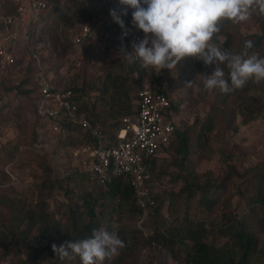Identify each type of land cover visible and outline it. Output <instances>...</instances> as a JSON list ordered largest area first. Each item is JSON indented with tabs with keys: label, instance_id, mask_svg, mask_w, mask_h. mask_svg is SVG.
<instances>
[{
	"label": "trees",
	"instance_id": "obj_1",
	"mask_svg": "<svg viewBox=\"0 0 264 264\" xmlns=\"http://www.w3.org/2000/svg\"><path fill=\"white\" fill-rule=\"evenodd\" d=\"M19 2L20 0H15L8 3L7 8L5 7L1 30L4 29V18L16 14ZM52 2L55 11L52 21L42 27L45 33H53L60 25L66 28L89 22L94 18L96 9L118 12L121 6L119 0H52ZM122 19L132 22V14ZM258 22L261 28L259 33L243 34L241 32L243 22L233 24L230 21H223L220 32L213 40L221 35L225 36L222 51H231L233 54L243 52L245 41L250 40L253 42V47L249 50V55L257 54L259 57H264V16L259 15ZM96 38L103 41L102 60H111V66L96 79L95 77L87 79L84 71L74 75L71 85L67 88H71L76 94L80 111L84 112L95 127L102 130L106 137L104 141L113 144L118 140V132L124 127L123 117L137 110L138 91L146 69L141 68L138 62L129 63L126 59H121L122 44L107 41L100 33ZM94 40L96 39H91L90 44ZM123 47L125 53H130L124 45ZM14 52L16 62L5 69L0 68V79H5L11 69L21 66H26L27 74L18 87L2 86L0 83V124L27 120L29 104H32V112L36 123L40 126L41 118L37 116L39 76L46 74L36 63L37 58L31 56L29 40L26 36L17 41ZM182 60L185 63L195 60L201 65L196 58L186 57ZM222 66L226 72L225 77L228 78L229 70L226 65ZM136 72H139L140 78L134 75ZM190 81L192 85L190 87L187 85L189 90L187 98L192 94L194 83L193 79H188L187 83ZM151 83L170 98L171 106L165 111L167 118L170 119L177 106L162 85L160 76L154 75ZM131 91L135 92L134 96ZM94 94L97 95L93 97ZM233 94L241 97L239 111L242 125L264 117V81L260 83L249 81L242 89L224 94L223 100H227ZM25 97L27 99L29 97L31 102L27 103ZM232 114L231 121H234L236 115ZM217 121L216 115L212 113L205 121L198 118L195 120L194 133L188 127L176 128L172 140L161 149L171 156L170 165L179 168L180 174L176 175L175 179L185 177V186L174 194V197H178L182 202L183 214L170 223L162 221L158 225L159 229L148 236L123 222L126 217L141 216L144 212L138 205L129 178H119L102 184L91 172H88L94 176L92 184H88L79 171L71 173L64 179L53 177L47 155L49 149L40 150L36 147L40 139V129L39 127L34 129L33 133L26 137L25 144V152L31 159L24 160L23 163L24 152L20 150L19 145L14 146L13 153L7 154V159L0 157V179L7 178L6 166L11 162L17 163L20 160V167L26 166L27 162L36 164L45 174L42 179V190L37 193L38 200L34 205L26 204L21 208L16 205L7 215L0 210L3 226V229L0 228V241L6 240L18 246L21 242L27 241L36 230L40 240L45 241L46 244L38 250L36 256L29 257V264H44V261L56 264L59 258L52 250L53 243L59 245L65 241L89 238L93 229L104 228L118 234L125 242V250L132 251L141 242L157 245L166 249L173 257L183 253L184 260L181 264H264V249L257 250L259 239L256 233L245 217L240 219L239 213L234 210V198L238 197L240 200H245L246 214L252 213L260 217L264 213V170L255 168L252 170V175L246 176L231 168L234 173L229 172L221 180L213 176L211 171L205 173L197 171L205 159H212L217 153L226 155L227 143L221 129L217 128ZM229 128L238 130V127L232 124ZM71 129L65 136H48L47 146L57 147L63 155L70 157L71 148L96 143L97 139L91 133L78 127ZM159 153L158 151L152 161L154 182L160 178ZM19 156L22 158L19 159ZM238 180L241 182L237 183ZM1 184L3 181H0ZM82 186L86 189L79 193ZM53 191L62 192L68 197L65 209L57 210L59 215L56 214L57 211L51 209L50 196ZM5 194L7 193L0 192V202L5 205L10 200L14 205L20 200L17 199L18 196L9 198V196L5 197ZM196 195L199 197L195 201ZM155 200L156 207L152 215L159 214L164 205L163 201L159 202L157 196ZM218 210L221 211V218L219 221H214L212 215ZM263 220L264 216L260 217L259 222ZM23 223L26 224L25 228H21ZM214 230H217V236H224L227 240L218 245V237L212 235Z\"/></svg>",
	"mask_w": 264,
	"mask_h": 264
},
{
	"label": "rangeland",
	"instance_id": "obj_2",
	"mask_svg": "<svg viewBox=\"0 0 264 264\" xmlns=\"http://www.w3.org/2000/svg\"><path fill=\"white\" fill-rule=\"evenodd\" d=\"M15 0H0V34L1 23L3 16L5 15V7L7 4ZM127 6H120L118 13L122 8ZM134 10L128 8V14L121 18L127 17L132 14ZM103 15L109 16L110 12L105 9H96L93 19H98ZM264 16L258 12H253L251 17L242 23V33H259L261 31L258 17ZM113 20V19H112ZM76 27H63L60 25L53 33H46L44 35H37L35 37V46L38 52L37 64L44 69L47 77L52 78L57 85L69 86L72 83L74 75L80 72L84 74L87 79H96L98 75L104 74L105 70L111 66V60H102L103 56V41L100 38H94L96 40L90 44L86 42L79 48H74L71 44L69 36L73 29ZM23 35V34H22ZM21 36V38H23ZM20 38V39H21ZM225 41V36L221 35L212 43L222 50V43ZM121 59L123 55L120 52ZM118 55V53H116ZM187 60V59H186ZM201 65H198L195 60L186 62L181 60L177 65V68L173 70L163 69L160 73V79L165 90L169 93L171 99L177 106L168 120L175 121L177 129L190 128L194 133L196 125L195 120L198 118L201 121L210 114L216 115L217 128L221 129L226 141V155L217 153L212 159H205L197 168L199 173H205L211 171L213 176L221 180L228 175L231 168L238 171L240 174L248 176L253 174V169L264 170V117L252 121L246 125H242L241 116L239 111V104L241 97L237 94H233L227 100H223V93L218 89L211 92L203 90V74L211 75L216 68V65H205L200 59ZM188 65L186 66V64ZM223 68V66L221 65ZM224 69V68H223ZM154 70L146 69L145 77L151 82L154 79ZM226 73V72H225ZM27 74L26 66H21L17 69H11L8 76L5 79H0L2 86L18 87L22 82L23 77ZM226 78V77H225ZM188 79H193L192 94L189 98V90L187 87ZM22 89V88H21ZM23 90V89H22ZM134 96L135 92L131 91ZM97 95L94 94L93 97ZM27 103L31 102L30 98L25 97ZM94 99V98H92ZM98 103V101H97ZM98 105V104H97ZM236 118L231 121L233 114ZM28 119L22 121H11L8 123L0 124V157L7 159V154L13 153V148L16 145L20 146V150L24 152L22 154L23 163L24 160H29V155L25 152L26 137L30 136L34 129H40L43 136L48 137L46 132H42L40 126L36 123L34 113L32 112V104H29ZM237 126L238 130L229 128V125ZM217 145V143H216ZM47 147V146H46ZM49 152L47 153L51 167V175L53 177L64 179L71 173L79 171L83 174L86 183L92 184L93 175L89 174L86 168L80 166L78 162L70 159V157L63 155V152L57 147L48 146ZM159 166L158 172H160V178L155 180V197L159 199V202L163 201V209L157 215L149 214L141 216H133L124 218L125 225L140 230L145 236L151 235L159 229L158 225L162 221L172 222L177 216L181 217L183 214L182 202L178 197H174V194L178 193L180 189L185 186V177L181 179L176 175L180 174L179 168L170 165L171 156L166 151H159ZM22 157L19 156V159ZM22 163V164H23ZM21 161L17 163L11 162L6 166L8 173L7 178H1L3 184L0 185V192H5V197H19L17 202L12 200L5 205L0 202V210L6 215L9 210L17 205L21 208L26 204L34 205L38 200V194L40 189L42 190V179L45 174L43 170L36 164H30L27 162L26 166L20 167ZM28 165V166H27ZM241 180L237 183H240ZM84 186L79 189V193L83 192ZM86 189V188H85ZM50 205L51 209L56 212L57 210L63 211L65 205L68 202V197L58 191L51 192ZM46 196V195H45ZM199 195L194 197L196 201ZM12 198V199H13ZM4 199V196L2 200ZM234 210L239 213L240 219L245 217L249 226L253 229L259 239L258 251L264 249V220L259 222L260 217L264 216V213L260 217L254 216L252 213L246 214L247 206L245 200L240 198H234ZM176 209L179 211H176ZM176 212H175V211ZM221 211L213 213L212 219L219 221ZM58 214V211L56 212ZM59 215V214H58ZM26 224L23 223L21 228H25ZM0 228L3 229L0 220ZM217 230L212 232V235H216ZM211 235V236H212ZM217 244L220 245L227 240L226 237L217 236ZM216 237V238H217ZM46 244L45 241L40 240L37 231L32 232V235L27 241L21 242L18 246L10 244L8 241H0V264H29V257L36 256L38 250ZM184 260V254L178 253L177 257H173L166 249L157 245H147L141 242L136 249L132 251L125 250L124 248L119 251V254L115 256L111 261H105V264H181ZM44 264H50L44 261ZM56 264H81L79 258L60 260Z\"/></svg>",
	"mask_w": 264,
	"mask_h": 264
},
{
	"label": "built area",
	"instance_id": "obj_3",
	"mask_svg": "<svg viewBox=\"0 0 264 264\" xmlns=\"http://www.w3.org/2000/svg\"><path fill=\"white\" fill-rule=\"evenodd\" d=\"M54 11L52 0H20L16 14L4 18V29L0 34L1 69L16 62L14 46L23 35L29 40L31 56L38 59L35 37L46 34L42 27L52 21ZM124 22L125 28L129 30L127 36H123V29L107 15L92 19L73 29L69 36L71 44L79 48L100 33L105 40L122 44L131 53L132 44L142 40L144 33L136 29L132 22ZM138 73L134 75L140 78ZM160 73L154 71L153 74L159 77ZM141 79L137 110L123 117L124 127L118 132V140L113 144H107L102 130L80 111L74 91L57 85L46 75L39 76L37 116L41 118L42 132L49 136H65L71 128L78 127L96 137L97 141L93 145L71 148V159L91 172L102 184L129 178L138 205L147 215L153 213L156 207L155 182L152 180L153 158L172 140L177 127L175 121L166 118L165 111L171 106L170 98L158 87L155 88L145 75ZM46 138L40 131V139L36 144L38 149H48Z\"/></svg>",
	"mask_w": 264,
	"mask_h": 264
},
{
	"label": "clouds",
	"instance_id": "obj_4",
	"mask_svg": "<svg viewBox=\"0 0 264 264\" xmlns=\"http://www.w3.org/2000/svg\"><path fill=\"white\" fill-rule=\"evenodd\" d=\"M122 8L110 15L121 29L123 36L129 34L121 18L133 9L132 25L144 33V38L133 43V51L120 52L129 63L138 62L143 69H152L157 74L162 69L173 70L179 62L192 57L205 65H216L211 75L203 74V90L218 89L227 94L242 89L249 81H264V57L249 55L252 41H245L239 54L220 50L212 41L220 32L223 21L238 24L247 21L253 12L264 15V0H119ZM228 68V78L224 69ZM230 81V83H229ZM190 87L192 81L188 82ZM125 242L115 231L93 229L89 238L53 243L52 250L60 260L79 258L81 264H105L119 254Z\"/></svg>",
	"mask_w": 264,
	"mask_h": 264
}]
</instances>
